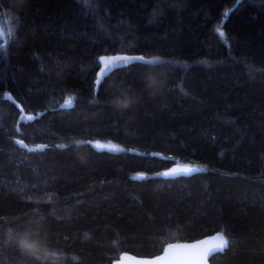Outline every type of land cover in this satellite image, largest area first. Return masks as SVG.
Segmentation results:
<instances>
[{"label":"trees","instance_id":"1","mask_svg":"<svg viewBox=\"0 0 264 264\" xmlns=\"http://www.w3.org/2000/svg\"><path fill=\"white\" fill-rule=\"evenodd\" d=\"M0 11L12 19L0 52V264H38L6 239L26 227L46 234L49 264H113L216 231L229 246L212 264H264V0H0ZM114 54L160 63L100 78L96 61ZM150 72L167 81L155 99L143 92ZM113 84L139 103L118 111ZM174 163L202 171L164 177Z\"/></svg>","mask_w":264,"mask_h":264},{"label":"clouds","instance_id":"2","mask_svg":"<svg viewBox=\"0 0 264 264\" xmlns=\"http://www.w3.org/2000/svg\"><path fill=\"white\" fill-rule=\"evenodd\" d=\"M26 2L27 0H22L18 6L22 8ZM166 84L167 81L162 78V74L157 75L154 72H150L144 77L143 92L147 94L149 99H155L163 94ZM112 87L116 89V94L110 103L118 111H127L134 104L139 103V98L135 93L126 90L120 85L113 84ZM31 212L38 216L40 209L33 208ZM0 220H6V218L0 217ZM45 235L41 227H26L19 233H15L11 228L6 230V239L11 238L16 249L22 255L35 259L38 264H49L50 258L56 256V253L48 248L45 242Z\"/></svg>","mask_w":264,"mask_h":264},{"label":"snow or ice","instance_id":"3","mask_svg":"<svg viewBox=\"0 0 264 264\" xmlns=\"http://www.w3.org/2000/svg\"><path fill=\"white\" fill-rule=\"evenodd\" d=\"M22 0H15L16 4H20ZM237 4L241 3L242 0H236ZM227 17H225L226 19ZM216 32L218 33V37L223 40L225 37L224 32L218 27L216 29ZM12 42V34L10 32H5V39L0 40V52H3L6 50L5 48V43L10 44ZM123 62L120 64L119 62ZM103 64V67L100 68V73L102 75L109 73L110 70H118L119 68H124L131 65H136L140 64L141 66H146V65H153L160 63L159 58H153L151 60H146L143 56L131 59L126 56H112V57H100L98 61H96L97 67H99L100 64ZM247 67V65H246ZM105 78L107 76L105 75ZM95 83L97 85L102 83L101 79H96ZM69 106H74L73 101L71 99L66 100L63 105H61V110H68ZM32 117H29V120H31ZM17 143L23 147H26L24 144V140L20 139L17 141ZM56 147L60 149L66 148V145L64 144H59ZM97 149H108V148H114V145H106V144H97L95 146ZM39 149H44L46 148V145H39ZM32 151V150H29ZM201 169H194V168H174L171 170V173H164V175H171L175 173H185V174H192V173H197L200 172ZM46 210V209H44ZM217 243L214 244L212 247L205 248L200 250L198 253V259L196 260V264H208V258L210 256H214V253L216 251H222L227 245H228V240L224 239L222 236L216 237ZM201 243H204L201 241ZM195 245L192 246H179V245H169V248L165 250V256L164 257H157L156 260H143V261H138L137 264H165V261L169 258L171 254H174L178 249L181 248H195ZM123 264V262H121Z\"/></svg>","mask_w":264,"mask_h":264},{"label":"water","instance_id":"4","mask_svg":"<svg viewBox=\"0 0 264 264\" xmlns=\"http://www.w3.org/2000/svg\"><path fill=\"white\" fill-rule=\"evenodd\" d=\"M96 144H100V142H96ZM194 168V169H201L202 171V167L196 164H188V163H174L168 167H166L163 172L162 175L166 178H172V177H179V176H192L194 174H198L200 172L197 173H192V174H185V173H175V174H171V175H164V173H171V170L174 168ZM146 176V174H138L135 176V178H144ZM218 236H222L224 239L228 240L227 235L223 232V231H216L214 233L211 234H207L201 238L198 239H192V240H179V241H175V242H170L168 243L162 252L153 255V256H143V255H137L134 253H131L129 251H124L120 254V256L118 258H116L113 261V264H121V262H123V264H137L138 261H143V260H156L157 257H164L165 256V250H167L169 248V245H179V246H192L195 245V248H181L178 249L174 254H171L169 256V258L165 261V264H196V260L198 259V253L200 252V250L205 249V248H209L212 247L214 244H216L218 241L216 239V237ZM201 241H203L204 243H201ZM229 246V240H228V245L222 250V251H216L214 253V255H216L217 253H221L224 252L225 249H227ZM213 256H210L208 258V264H212V259Z\"/></svg>","mask_w":264,"mask_h":264},{"label":"rangeland","instance_id":"5","mask_svg":"<svg viewBox=\"0 0 264 264\" xmlns=\"http://www.w3.org/2000/svg\"><path fill=\"white\" fill-rule=\"evenodd\" d=\"M12 29V19L8 14H1L0 13V39H5V32H10V30ZM112 56H126L129 57L131 59H135L140 57L139 55H128V54H114V55H104L102 57H112ZM120 64H122L123 62H119ZM102 67L103 64L101 63ZM101 67V68H102ZM111 71V70H110ZM106 74L102 75L99 71V76L104 77ZM71 99L74 102V99L72 96H68L66 100ZM75 103V102H74Z\"/></svg>","mask_w":264,"mask_h":264},{"label":"bare ground","instance_id":"6","mask_svg":"<svg viewBox=\"0 0 264 264\" xmlns=\"http://www.w3.org/2000/svg\"><path fill=\"white\" fill-rule=\"evenodd\" d=\"M1 12V11H0ZM14 16H16V15H14ZM14 16H12V17H14ZM15 18V17H14ZM16 19V18H15ZM14 22H15V20H14ZM15 24H16V22H15ZM15 24H14V26H15ZM16 28V27H15ZM14 30V29H13Z\"/></svg>","mask_w":264,"mask_h":264}]
</instances>
